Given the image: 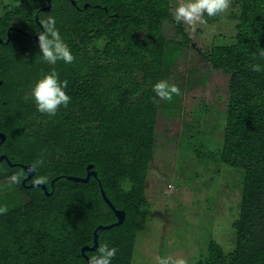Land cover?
Segmentation results:
<instances>
[{"label": "trees", "instance_id": "obj_1", "mask_svg": "<svg viewBox=\"0 0 264 264\" xmlns=\"http://www.w3.org/2000/svg\"><path fill=\"white\" fill-rule=\"evenodd\" d=\"M73 1L50 0L49 8L40 9L46 0H27L0 15V131L5 134L0 153L31 165L42 158L44 164L26 183L48 178L47 191L13 184L10 177L25 176L24 170L0 160V186L11 183L2 191L12 188L14 194L5 191L1 197L7 199L0 198V207L8 208L0 214V264H88L81 247L93 244L97 224L116 220L99 182L124 219L98 229L96 249L84 254L90 257L107 243L118 250L111 264H131L156 116L159 108L179 101L153 103V85L164 79L163 71L180 47L200 51L174 20L169 0ZM35 13L39 21L55 18L73 63L43 61L38 37H29L40 29ZM165 22L173 24L178 39L164 34ZM262 49L264 0H241L233 41L200 51L229 75L218 154L222 162L243 170L240 212L232 223L235 246L224 253L211 241L201 264H264V70L250 68H264ZM53 68L68 82L71 101L48 116L37 111L32 89ZM88 169L96 175L85 182L64 176H84Z\"/></svg>", "mask_w": 264, "mask_h": 264}, {"label": "rangeland", "instance_id": "obj_2", "mask_svg": "<svg viewBox=\"0 0 264 264\" xmlns=\"http://www.w3.org/2000/svg\"><path fill=\"white\" fill-rule=\"evenodd\" d=\"M241 0L206 24L182 25L200 51L230 43L236 33ZM27 0H0V15ZM188 0H169L176 7ZM164 34L178 39L170 22ZM174 46L171 44L170 47ZM180 47L163 71L164 80L181 89L178 104L159 108L146 174L143 207L137 220L131 264H157L158 257L201 264L214 241L224 253L235 246L232 223L240 212L243 170L219 158L223 144L229 75L204 53ZM163 109V110H162ZM11 183L3 181L2 191ZM4 192V193H3ZM20 200V199H19ZM8 202V201H7Z\"/></svg>", "mask_w": 264, "mask_h": 264}, {"label": "clouds", "instance_id": "obj_3", "mask_svg": "<svg viewBox=\"0 0 264 264\" xmlns=\"http://www.w3.org/2000/svg\"><path fill=\"white\" fill-rule=\"evenodd\" d=\"M231 0H188L187 3H180L175 9L174 20L177 23L183 22L185 24L196 26L197 24H206L207 17H215L222 13H226L230 8ZM42 31L38 33V45L42 53L43 61L49 65H56L63 61L66 64H71L75 61V57L71 53L70 48L64 42L60 35L59 29L56 27V20L54 17L48 16L46 19L40 21ZM260 58H264V49L259 52ZM254 72L264 70L260 64H252L250 66ZM68 82L61 81L59 74L53 70L43 75L39 79L33 89L32 97L34 98L37 111L48 116H55L61 107L67 108L71 97L65 91ZM152 98L153 103L158 104L160 101L172 102L174 97L180 96L181 89L176 84H170L167 80L161 79L153 85ZM44 160L37 159L32 168L42 166ZM23 174H14L10 177V182L19 184ZM48 178L46 176H39L34 183L46 184ZM8 212L7 206L0 207V214ZM117 248L110 247L107 243L101 244L95 254L90 255L88 264H111L117 253ZM157 264H187L184 258L158 257Z\"/></svg>", "mask_w": 264, "mask_h": 264}, {"label": "water", "instance_id": "obj_4", "mask_svg": "<svg viewBox=\"0 0 264 264\" xmlns=\"http://www.w3.org/2000/svg\"><path fill=\"white\" fill-rule=\"evenodd\" d=\"M72 2H74V1L72 0ZM46 3L47 4L45 6L40 7V9H47V8H49V6H50V0H46ZM34 18H35V21H36V23H37V25L39 26L40 29H39V31L35 32L32 36H30L31 39H36L38 37V33H40L43 30L42 29V26H41V23L38 20L37 13H35ZM8 39H9V33L7 31V37L5 39V42H7ZM0 42H1V39H0ZM0 83H1V81H0ZM4 139H5V134L0 131V144L4 141ZM2 159H5L6 162L9 163V164H11V165L18 164L19 166L22 167V169L25 172V176L21 180V183L23 185H25V186H41L44 189V191H47L45 184H36V183H34V181L33 182H30V183H26V181H28L31 178V176L33 175V172H34V169L32 168V165L31 164H29V163H20V162L19 163L11 162L8 159L7 155L4 154V153H1L0 154V160H2ZM90 175H93V176L96 175V173H95V171L93 169H88L87 172H86V174L84 176L73 175V174H65L64 176L66 178L71 179V180H74V181H82V182H85V181H87L89 179ZM59 176H61V175H57V176L53 177L50 180V185L51 186L53 185V182ZM99 188H100V193H101V196H102L103 200L112 209V211H113V213H114V215L116 217V220L113 221V222H111V223H107V224H101V223H99V224H97L95 226V228L93 230V244L91 246H89V245H83L81 247V252L83 253V255H84V257H85V259H86L87 262L89 260V257L84 254V250L85 249H92V250L96 249V247H97V239H96V232H97V230L98 229H101V228H109V227H111L113 225H117V224L121 223L123 221V219H124V212H123V210L117 209V208H115V206H113V204L108 199V197L106 196L105 192L103 191V189H102V187L100 185V182H99ZM51 191L50 192H47V193L50 194Z\"/></svg>", "mask_w": 264, "mask_h": 264}, {"label": "flooded vegetation", "instance_id": "obj_5", "mask_svg": "<svg viewBox=\"0 0 264 264\" xmlns=\"http://www.w3.org/2000/svg\"><path fill=\"white\" fill-rule=\"evenodd\" d=\"M17 29V28H16ZM8 31V30H7ZM8 33H9V31H8ZM25 33V32H24ZM6 37H7V32H6ZM30 37V36H29ZM1 39V38H0ZM1 41H2V39H1ZM1 154V153H0ZM5 154V153H4ZM16 163H18V162H16ZM24 177V176H23ZM22 177V178H23Z\"/></svg>", "mask_w": 264, "mask_h": 264}]
</instances>
